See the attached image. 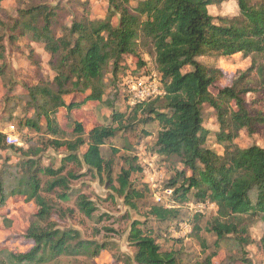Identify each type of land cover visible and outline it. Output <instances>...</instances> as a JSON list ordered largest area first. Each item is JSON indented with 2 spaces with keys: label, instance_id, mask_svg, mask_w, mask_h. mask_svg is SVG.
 Returning a JSON list of instances; mask_svg holds the SVG:
<instances>
[{
  "label": "trees",
  "instance_id": "obj_1",
  "mask_svg": "<svg viewBox=\"0 0 264 264\" xmlns=\"http://www.w3.org/2000/svg\"><path fill=\"white\" fill-rule=\"evenodd\" d=\"M106 1L104 20L83 15L73 17L69 23H60L58 6L40 3L18 9L17 16L2 26L0 74L7 68L4 40L12 44L23 37L43 46L50 55L48 64L54 74L51 79L43 78L36 61L33 64L38 66L37 82L23 84L27 93L24 109L30 114L22 125L48 135L44 145L24 150L22 146L8 144L5 133L0 131V151L12 150L23 156L15 164L6 160L0 167V208L16 195L34 200L38 207L24 236L32 241V247L23 253L0 250V264H45L63 256L96 258L107 247L106 243L81 239L77 230H62L49 221L52 206L40 192L59 188L63 191L59 197L67 200L68 179H76V175L62 174L65 164L57 169L41 166L40 155L46 146L66 147L68 155L62 159L64 162L77 161L98 174L104 173L107 186L140 214L144 191L149 189L144 182L139 188L131 180L133 174L142 170L135 165L136 158L129 159L114 180L113 161L103 158L102 146L118 132L151 122L160 126L152 150L166 159L177 160L182 166L165 183V188L172 191V200L185 203L192 193L195 202L214 204L216 213L204 226L215 237L214 248L218 249L225 240L241 254L221 264H252L244 250L252 242L245 217L259 215L264 222V147L254 144L240 148L235 139L242 129L253 135L264 128V113H252L246 106L244 96L255 88L248 86L249 82L240 81L245 72L213 97L209 88L216 76L198 58L236 53L264 57V2L236 0L238 16L215 20L207 8L217 0ZM139 41L150 47L162 93L130 105L121 83L123 77L153 73L137 54ZM133 56L137 60L130 61ZM256 71L258 90L264 91V64ZM13 89L10 85L8 92ZM73 92L83 94V99L66 103L64 96ZM120 95H124L127 104L123 111L113 108ZM95 101L112 108L110 123L93 127L84 138L82 124L74 121V139H58L61 127L57 113L61 109L70 113ZM205 103L216 112L219 130L215 137L222 147L221 154L206 146L209 130L204 127L202 116ZM83 145L86 149L79 157L77 153ZM41 176L50 178L45 187ZM75 205L86 217L93 216L95 206L86 195L79 194ZM145 207L143 220L134 219L130 223L128 241L134 247L133 262L183 264L176 250L162 249L158 232L151 224H166L168 229L167 223L179 215L178 208L174 204L164 206L155 202ZM199 216H193L196 233L201 231L196 223ZM261 246L264 251V233ZM216 253L213 251L194 264H216L213 261Z\"/></svg>",
  "mask_w": 264,
  "mask_h": 264
},
{
  "label": "rangeland",
  "instance_id": "obj_2",
  "mask_svg": "<svg viewBox=\"0 0 264 264\" xmlns=\"http://www.w3.org/2000/svg\"><path fill=\"white\" fill-rule=\"evenodd\" d=\"M261 1L264 0H252ZM46 3L51 6H58L61 12L60 23H69L73 17L83 15L93 20H104L107 16L108 4L106 0H3L0 3V32L4 23H9V18L17 16V10L31 4ZM208 13L215 17H234L239 15L236 0H217L208 6ZM114 21L116 18L113 19ZM138 42L137 54L145 61V66L149 71L152 69L153 78L159 82V77L155 72V63L149 54L148 43ZM5 56L7 68L0 74V131L8 132L9 126L14 127V134L24 150L29 147L43 146L48 135L27 129L22 125L29 112L25 111L24 103L27 101V93L24 83H36L35 77L38 62L42 77L51 79L53 72L49 67L50 55L39 43L29 41L23 37L14 43L6 42ZM137 60L136 56L133 59ZM198 60L214 72L215 82L209 90L213 97L217 96L224 87L230 86L233 81L240 78L245 72V77L241 82H249L248 86L255 89L245 94V102L248 110L252 113H264V91L259 89V76L256 71L258 66L264 64V57L250 54L244 56L236 53L231 56L208 55L199 57ZM129 61V59H128ZM150 74V73H149ZM136 75V74H135ZM110 77L109 74L106 75ZM124 78V77H123ZM123 82V79L121 83ZM158 84V83H157ZM12 85L14 89L8 92V87ZM258 86V87H257ZM118 90V87H117ZM258 90V91H257ZM84 95L73 92L64 96L66 103L80 102ZM126 99L124 95L117 97L113 103L114 110H126ZM129 112V111H127ZM112 108L101 102H87L80 107L67 113L61 109L57 113V120L61 127L58 139L72 140L74 121L80 122L84 128V138L90 129L95 126H102L110 123ZM202 116L204 127L209 130L206 146L213 149L218 154L222 153V147L216 142L215 134L219 130L216 120V112L213 107L205 103L202 106ZM160 129L157 122L146 125L138 124L133 130L118 132L115 137L106 141L102 146V156L112 159V178L116 179L120 169L128 165V160L136 158L135 165L140 166L141 172L131 176V180L139 188L143 182L148 185V191H144L145 198L140 203V214L126 205L123 198L107 186V178L104 173L98 174L94 170L88 169L79 162H64L62 159L68 155L66 147L58 149L46 146L42 151L41 166L59 168L65 164L62 174L72 172L76 179L69 180V197L63 200L59 195L63 192L56 188L47 192L43 189L40 194L52 206V214L49 219L55 226L62 230H77L81 239L94 240L98 243H106L107 247L100 251L94 259L85 256L60 257L59 260H52L45 264H136L132 257L134 247L128 241L130 223L134 219L143 220L147 208L151 203H158L164 206L175 205L179 210L176 219L166 224H155L154 231L158 232V242L163 250H176L179 253L180 261L183 264H194L203 260L209 253L216 251L213 261L216 264L225 263L230 257H241L240 252L232 247L227 241H221L220 247L213 246L215 237L204 229L209 218L215 215L217 207L212 203L195 202L192 193L188 195V201L179 204L173 201L172 191L165 188L168 179L174 176L176 170H182L181 164L175 159H166L157 155L153 150L156 135ZM8 143V142H7ZM235 143L240 148H247L251 145L264 147V128L259 129L253 135H249L247 130L242 129ZM86 149L83 145L79 151L80 157ZM113 150L115 152H113ZM23 158L19 152L12 150L0 151V167L4 161L15 164ZM45 187V182L50 180L49 176H41ZM117 186V183H114ZM79 194L86 195L94 204L95 211L92 217H86L77 209L75 202ZM38 207L34 200H26L25 196L16 195L7 199L5 205L0 208V250L12 253H23L32 247V241L26 239L25 231L30 224V220ZM142 214V215H141ZM200 214L197 224L201 226L200 233L193 230V216ZM248 225V232L251 243L245 247V254L252 264H264V251L261 246V237L264 233V222L259 215L245 217Z\"/></svg>",
  "mask_w": 264,
  "mask_h": 264
},
{
  "label": "built area",
  "instance_id": "obj_3",
  "mask_svg": "<svg viewBox=\"0 0 264 264\" xmlns=\"http://www.w3.org/2000/svg\"><path fill=\"white\" fill-rule=\"evenodd\" d=\"M153 76L156 77L153 73L142 72L136 75L128 74L123 78L122 84L125 86L127 92L128 104L132 105L137 101L154 98L162 93L160 82H156ZM9 129L5 133L6 142L8 144L20 145L18 138L14 134V127L10 125Z\"/></svg>",
  "mask_w": 264,
  "mask_h": 264
}]
</instances>
